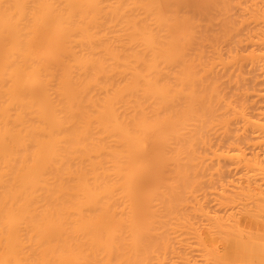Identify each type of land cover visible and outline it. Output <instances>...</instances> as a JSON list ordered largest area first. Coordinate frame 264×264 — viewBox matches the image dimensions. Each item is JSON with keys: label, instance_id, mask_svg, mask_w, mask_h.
<instances>
[{"label": "bare ground", "instance_id": "obj_1", "mask_svg": "<svg viewBox=\"0 0 264 264\" xmlns=\"http://www.w3.org/2000/svg\"><path fill=\"white\" fill-rule=\"evenodd\" d=\"M218 4L0 0V264H264V132L230 134L262 124L220 94ZM262 26L227 52L264 102Z\"/></svg>", "mask_w": 264, "mask_h": 264}, {"label": "rangeland", "instance_id": "obj_2", "mask_svg": "<svg viewBox=\"0 0 264 264\" xmlns=\"http://www.w3.org/2000/svg\"><path fill=\"white\" fill-rule=\"evenodd\" d=\"M232 3L234 0H228V3L227 4H225V2L224 1H219L218 0V2H219V4H218V8H219V10H220V12H219V15H218V17L221 15V17H224V18H218V20H219V22H218V20H217V27H216V29L218 30L217 32V34H219L218 35V48H221L220 50H221V52L219 51V54L221 55L220 57L222 58L221 59V61H219L220 63H218V77L220 78L219 79V88H220V90H222L223 91V93H221L222 91H220V94H221V96L223 97V98H226L225 100L226 101H229V99L232 101V103H233V106H235L237 109L238 108H240L241 107V103L243 104V109H244V117L245 118H248L250 121H252V122H255V123H257V124H262V127H260V126H257V125H247V123L243 120V118L242 117H240L239 115H236V116H234L232 119H231V121H230V124H229V128H230V134L233 136V135H237V134H243V136L245 137H241V141L240 142H236L239 146H241V147H244L245 148V150H246V152L248 153V155H250V153L251 152H253V153H255V152H257V151H260L259 150V148H258V146L256 145V144H254V143H256V141L253 139L257 134H259V133H261V132H264V117H262L261 115H259L258 114V112H259V110L260 109H262V107L259 109V107L260 106H263V109H264V102L262 101V100H260L259 98H255L254 97V95H245L244 96V94L242 95L241 94V92H240V90H237L238 91V93H236V90H235V87H233L234 86V82L236 81V80H232L235 76H234V74H233V72L234 73H237L239 70H241L240 71V73L242 74V75H244L243 77V79H242V76H241V78H240V76H238L237 78V81H239V83L241 82V80H242V82H244V84L243 85H245V86H247L248 87V85L250 84L251 85V82L253 83V80L255 79V78H257V77H261V75L260 74H262L261 72H262V70H261V67H260V65H257L256 67L254 66L253 68L255 69V70H253V68H250L249 66H245V64L246 65H248V63H245L244 61V63L243 62H241V60L243 59H241V55L242 54H246V51H247V49L246 50H244V48H242L241 50H240V52H241V54H240V52H238L237 54H234V53H230L232 56L233 55H235V58H234V56L231 58L230 56H229V54H228V52H227V49H228V47H229V49H228V51L230 50V48L232 47V42H234L233 44H235L236 45V43L238 42V40L240 39V37H241V39L242 38H245L246 37V35H248L249 34V31L251 32L250 34H252V35H250L252 38H254V40L256 39V37H255V33H257L256 31L258 30L259 31V28H263V26L262 25H264L263 23H261V22H263V20H264V0H239L240 2H238V1H236V3L238 2V3H240V6H238V4H235V1H234V4L235 5H233V3H232V7H230V10L228 9V6H231V5H229L230 4V2ZM222 3H224V4H222ZM250 4H251V6H252V4H253V8H255L256 10H257V12H260L259 14L250 6ZM223 7H222V6ZM225 5V6H224ZM228 5V6H227ZM237 5V6H236ZM248 7H246V6ZM249 5V6H248ZM236 8H235V7ZM221 7V8H220ZM224 7L226 8V10L228 11H226L228 14L229 13H231L229 16H228V14L227 15H225V13L226 12H224ZM244 7H246V9H248L249 11H247ZM252 8V9H250V8ZM262 7V9L260 10V8ZM233 8V9H232ZM244 10H242V9ZM259 9V10H258ZM221 10H223V11H221ZM255 12H254V11ZM224 12V13H223ZM224 15H223V14ZM256 13V16H254V14ZM263 13V14H262ZM261 14L263 15V18H262V20L260 19L261 17H259V16H261ZM251 15L253 16V18L251 17ZM259 15V16H258ZM228 16L229 18H227L226 19V17ZM258 16V18H256ZM234 17V18H233ZM231 18V19H230ZM236 18V19H235ZM229 19V20H228ZM256 19H257V21H256ZM260 19V20H259ZM228 21V22H227ZM230 21H231V23H233V25L235 26H231L230 24ZM254 21H256L255 22V24L253 23ZM254 25H255V27L256 28H258V29H256V28H254ZM258 25V26H257ZM227 26V27H226ZM228 26H230L231 28H232V30H233V32H232V35H230V32L232 31V30H230V28L228 29ZM248 26L250 27V28H248ZM262 26V27H261ZM252 27L254 28V29H252ZM235 28V29H234ZM246 28H248V29H246ZM228 29V31H230V32H228V34H226V30ZM252 29V30H251ZM225 30V31H224ZM247 30H249V31H247ZM245 32V33H244ZM248 33V34H247ZM225 34V35H224ZM235 36H234V35ZM237 34V35H236ZM242 34H246L245 36L244 35H242ZM225 36H228V37H226L227 39L225 40L226 42H225V44H224V39H225ZM229 36H230V39L228 40V38H229ZM231 36H234V37H231ZM239 36V39L238 40H236V37H238ZM223 37V38H222ZM222 39H223V41H222ZM228 40V41H227ZM231 41V43H229ZM229 44H228V43ZM228 45H227V44ZM231 44V45H230ZM234 46V45H233ZM251 49V47L250 48H248V50H250ZM230 51H232V49L230 50ZM243 52V53H242ZM238 57H237V56ZM233 58H234V60L236 61V58H240L241 60H239L238 62H240V63H242L243 64V66H241L240 65V63L238 64V62L236 63V62H234L233 61ZM226 60V64H225V67H228V68H225L224 67V61ZM234 63H236V64H234ZM228 64H230V66L228 65ZM227 65V66H226ZM232 65V66H231ZM236 65V66H235ZM235 68H237V69H233L234 67ZM247 69H249L248 70V72H249V74H248V72H247ZM238 70V71H237ZM231 71H233V72H231ZM236 71V72H235ZM252 71V72H251ZM232 73V75H231V73ZM251 73V74H250ZM246 75H247V78H245L246 77ZM249 75V76H248ZM252 75V76H251ZM227 76H228V78H227ZM251 76V78H249ZM233 77V78H232ZM239 78L241 79V80H239ZM258 78V79H259ZM250 79V80H249ZM230 81V82H228L227 83V81ZM231 82H233L234 84H230ZM227 84H230V86L228 85L227 86ZM253 85V84H252ZM231 86L234 88H231ZM222 87V88H221ZM229 87V88H228ZM251 87V86H250ZM255 87H260L259 85H257V86H255ZM234 92L236 93V94H234ZM240 92V93H239ZM225 93V94H224ZM242 95V96H241ZM226 96V97H225ZM250 96V98H248ZM247 97V98H246ZM252 100H254V103H252ZM240 101V102H239ZM241 101H243V102H241ZM245 101V102H244ZM262 101V102H261ZM222 105V104H221ZM221 105H220V107H221ZM222 107H223V105H222ZM247 108V109H246ZM221 112L223 111V108L220 110ZM221 131H222V129H221ZM222 135H223V133H221ZM247 142V143H246ZM263 148V150L262 151H260L261 153H263L264 154V146L262 147Z\"/></svg>", "mask_w": 264, "mask_h": 264}]
</instances>
